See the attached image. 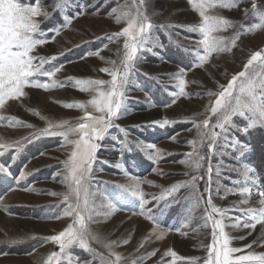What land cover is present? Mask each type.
I'll return each instance as SVG.
<instances>
[{"label":"rangeland","instance_id":"1","mask_svg":"<svg viewBox=\"0 0 264 264\" xmlns=\"http://www.w3.org/2000/svg\"><path fill=\"white\" fill-rule=\"evenodd\" d=\"M20 2L27 4L37 0ZM39 2L42 10L50 14V19L37 17L48 42L37 46L32 54L48 58L44 71H53L57 67L60 71L50 78L39 75L38 78L48 83L53 79L60 82L72 79L48 90L26 88V96L19 100H6L0 107V144L21 143L19 152L15 147L0 148L5 152L0 162L9 165L11 173H0V264H43L53 251H58L57 245L43 238L58 234L72 222L71 217L63 215L60 219L51 217L62 213V194L67 191V185L60 182V177L54 180L53 175L64 172L63 162L68 159L73 146L62 144V136H41L40 132L49 124H76L84 116V110L64 106L86 102L94 94L80 91L75 85L76 79H111L100 69L111 67L110 61H119L118 50L122 51L124 38L109 41L108 36L127 26L126 19L116 21L111 11L113 8L119 5L121 14L129 12L132 16L140 8L154 27L150 30V43L138 53L142 59L135 65L134 84L127 92L129 111L116 121L126 131L110 129V135L101 142L104 147L97 152V160L93 163L92 184L101 196L123 191L117 185H129L132 177H139L144 181L141 189L145 198L150 201L147 207H153L156 202L152 201V195H162L177 182L186 183L192 176L203 175L207 164L197 170L194 167L195 156L190 159L186 155L194 152V146L186 142L197 139L191 121L206 118L208 105L215 99L208 93L219 92L220 85H226L232 75L243 70L253 52L264 49V28L255 27L260 22L258 15H245V10L251 8V0H235L236 6L232 9L221 8L218 4L208 9V14L227 18L234 25L216 35L230 40L239 30V39L230 51L213 53L200 67L195 64L197 51L202 54V49L197 48L202 37L198 32L191 31L189 26H198L201 18L188 0H145L142 8L139 0ZM256 2L264 9V0ZM57 4L64 6L57 9ZM66 16L73 17L71 23L55 33L53 30L61 27ZM97 50L98 55H85ZM182 68L185 69L187 95L177 96L172 103L170 93L179 91L173 75ZM88 111H93L91 106ZM164 119L173 123L164 127L153 125L154 121ZM234 119L243 125L241 118ZM236 135L241 144L247 146L244 156L233 158L237 154L227 149L228 154L212 159V164L220 168V176L213 175V188L220 185L219 193L213 195V203L225 209L232 208L242 199L233 189L242 186L244 177L241 169L244 165L253 166L260 177L259 184L264 185V128L255 127L247 134ZM173 136L175 140L171 139ZM78 138L68 137L69 140ZM147 144H154L156 149L161 150L162 156L156 163L148 157V152L154 153L155 149L146 150ZM199 151L203 153L206 149ZM12 155L17 156L15 163H11ZM181 160L188 163H180ZM21 172L25 174L23 178H20ZM196 183L203 192L204 180ZM248 186H252L250 182ZM175 195L179 203L169 204L172 198L166 195L160 201L159 207L164 211L157 217V228L139 214L138 198L130 192L126 193L125 199L117 204L118 210L108 216L96 217L100 222L90 225V230L103 238L100 243L93 242L91 246L107 255L103 245L120 241L114 250L128 261L143 258L142 264H168L171 257H164L163 262L161 258L169 250L186 259L204 257L207 254L205 245L211 242L210 224L204 226V207L193 203L190 187H182ZM258 200L259 196L253 195L244 207L257 208ZM109 210L107 204L101 209ZM229 215L237 213L231 211ZM177 228L185 234L181 235ZM226 231L232 237H245L232 241V246L239 248L258 241L264 233L260 225L255 230L229 227ZM124 240L128 243H123ZM253 248L264 251L259 241ZM71 252L82 260L89 258V254L78 246H74Z\"/></svg>","mask_w":264,"mask_h":264},{"label":"snow or ice","instance_id":"2","mask_svg":"<svg viewBox=\"0 0 264 264\" xmlns=\"http://www.w3.org/2000/svg\"><path fill=\"white\" fill-rule=\"evenodd\" d=\"M67 3V0H65ZM193 9L199 13V25H190L193 32H198L201 39L198 41L197 48L202 49V54L197 51L196 67L203 66L213 53L230 51L236 46L239 39V30L229 40L223 35H216L234 27L232 22L222 16L208 14L209 8H215L217 4L224 9L235 7V0H188ZM145 0H139L142 8ZM64 4H57L56 8L63 7ZM113 16L117 22L121 19L127 20V26L120 32L110 34L109 41L124 38L122 51L118 50L119 61H110L111 67L100 69L107 73L111 79H76L75 85L82 92H92V98L86 102L68 103L66 108H79L84 110V116L76 124H49L48 127L41 130V136L64 137V143L73 146L68 159L63 162L64 172L55 173L53 179L60 177V182L67 185V191L63 193L64 208L61 214L51 218L60 219V216L71 217V223H68L62 231L56 235L44 237V241H51L58 246V251H53L43 264H142V259L128 261L119 252L114 249L118 247L120 241H112L104 244L107 255L99 252L91 245L93 242L100 243L102 237L90 230L92 223H99L96 219L101 215L108 216L117 209V204L125 199L126 193H131L137 197L139 204V214L151 221L159 228L157 217L163 214L164 209L159 207L160 201L166 196L171 197L168 203H179L175 195L182 187L191 188V199L196 206L204 207V226L211 227V242L205 245L206 255L202 258H189L179 256L175 251L169 250L161 258L171 257L168 264H264V251H256L253 248L258 241L260 246L264 247V233L250 244L243 248L232 246L234 239H244L245 237H232L226 231V228L250 229L255 230L257 225L264 229V185L259 184L260 177L256 174L253 166L244 165L241 169L244 181L233 191H237L242 199L236 202L232 208L225 209L218 207L213 203V195L218 194L220 185L213 188V175L220 176V168L212 164L215 156L228 154L227 149L236 153V157L244 156L246 145H242L236 133L247 134L255 127L264 128V49L253 52L243 65V70L231 76L226 85H220L219 92H209V96L215 99L210 102L207 108L206 118L203 120L193 119L191 121L197 132V139L187 141L194 146V152L186 154L190 159L195 156V169L199 170L207 164L203 175L192 176L186 183L177 182L165 190L162 195H152V201L156 204L153 207H147L150 203L145 198V193L141 189L139 177H132L129 185H117L118 191L107 196L98 195V190L92 184L94 175L93 163L97 160V152L104 147L101 143L110 135V129H118L120 132L126 130L116 121L128 113L127 92L134 84L135 65L142 59L138 53L146 48L150 43V30L154 27L150 18L145 15L140 8L136 15L132 16L129 12H123L119 5L112 10ZM245 15H258L259 23L256 28H264V9L256 2L251 0V8L245 10ZM50 19V14L42 10V5L37 0L35 3H21L20 0H0V107H3L6 100H19L27 95L26 88H37L48 90L57 86H62L69 81L60 82L51 80L41 82L39 76L53 77L60 71L57 67L53 71H44L43 66L48 58L34 56L32 53L37 46L44 45L48 41L44 38V31L41 29L40 21L37 17ZM73 17L66 16L61 27L53 31L58 33L63 27H67ZM151 51V48L147 49ZM99 54L86 53L85 55ZM38 61V63H34ZM185 69L174 74L173 78L177 80L176 87L178 92H172V103H175L177 96L187 95L185 92L186 81L184 79ZM91 106L92 112L88 111ZM97 113V114H93ZM234 118H241L244 123H236ZM173 121L164 119L154 121L153 125L164 127L170 125ZM30 126V125H29ZM152 126V125H149ZM54 129H62L56 131ZM77 136L78 139L69 140L68 137ZM38 138V137H33ZM115 139V137H114ZM175 140V136L171 137ZM127 146V145H125ZM198 146V147H197ZM15 147L19 152L21 143L17 141L15 145L0 144V148L10 149ZM155 149V152H148V157L153 163H156L162 156L161 150L156 149L154 144H147L146 150ZM199 149H206L201 153ZM5 155L0 151V157ZM16 155H12L11 163H15ZM203 162V163H202ZM180 163L187 164V160H181ZM215 167V173H214ZM235 170V169H232ZM153 171H156L153 168ZM0 173L11 175L9 165L0 162ZM20 173V178L24 177ZM204 180L205 187L203 192L197 187V181ZM18 182V181H17ZM249 182L251 187L248 186ZM255 188V192L253 189ZM57 195V193H51ZM253 195L259 196V207H244L249 204ZM107 204L109 211H101ZM56 207H60L57 205ZM123 208V205L121 204ZM155 208V211H154ZM124 210H128L124 208ZM234 211L237 215H229ZM163 231V230H161ZM176 231H181L179 228ZM185 233L181 231V235ZM251 235V232L248 233ZM159 238V236H158ZM12 243H16L13 241ZM123 243H128L124 240ZM74 246H78L83 252L89 254L88 259H80L71 252ZM153 255L155 252L152 253Z\"/></svg>","mask_w":264,"mask_h":264}]
</instances>
